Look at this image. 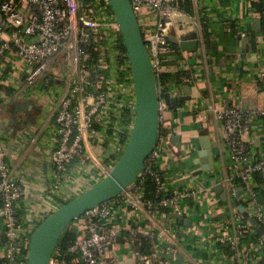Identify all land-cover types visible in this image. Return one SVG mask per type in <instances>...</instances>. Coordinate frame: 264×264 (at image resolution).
I'll return each mask as SVG.
<instances>
[{
	"label": "built area",
	"instance_id": "1",
	"mask_svg": "<svg viewBox=\"0 0 264 264\" xmlns=\"http://www.w3.org/2000/svg\"><path fill=\"white\" fill-rule=\"evenodd\" d=\"M130 1L157 77L158 138L136 183L71 225L78 237L68 252L76 264H117L110 252L121 245L130 251L135 264H152L154 259L171 264L175 246L167 243L153 226L159 216L169 211L181 215L180 203L190 197L187 192L166 195L170 177L163 172L168 158L179 167L197 151L189 141L181 152L174 145L168 120L171 106L164 96L169 93L181 97L184 86H177V93L171 89L166 93L160 77L165 74L166 59L174 53L171 35L182 7L188 2L198 6L200 0ZM198 15L190 19L199 47L195 53L183 52L184 58L178 62L180 71H188L190 57L209 67ZM122 46L119 25L108 0H1L0 127L3 107L28 103L36 106L41 114L38 129L33 132L36 137L30 130L31 141L35 145L38 137L50 136L51 172L37 195L42 214L31 216L23 205L29 189L14 173L8 160V142L0 131V264H28L30 241L38 223L104 179L122 157L134 128L136 104L133 73ZM198 77L184 78V84L192 85ZM258 78L264 84V69ZM208 113L214 115V126L230 163L229 175L218 183L224 185L228 201L213 202L211 211L214 216L229 217L219 224L221 252L232 264H264V235H259L234 206V200L239 199L264 228L262 192L256 179L257 175L264 177V158H255L254 143L245 139L260 126L264 130V112L222 105L212 107ZM148 176L158 187L159 202L144 199L143 181ZM240 189L244 194L238 197ZM127 214L144 222L145 227L133 226ZM37 216L42 218L37 221ZM139 236L155 239L153 257L137 252ZM51 264L70 263L57 248Z\"/></svg>",
	"mask_w": 264,
	"mask_h": 264
},
{
	"label": "crops",
	"instance_id": "2",
	"mask_svg": "<svg viewBox=\"0 0 264 264\" xmlns=\"http://www.w3.org/2000/svg\"><path fill=\"white\" fill-rule=\"evenodd\" d=\"M254 1L257 0H200L198 6L188 2L182 7V13L176 20L177 26L172 31L171 42L184 52L176 41H180L184 35L196 33L190 16L197 19L199 13L202 25L206 22L208 25V49L204 26L203 35L210 59L209 67L206 68L196 57L187 58L190 65L188 72L191 76L199 77L190 85L191 99L177 108L171 106L168 120L173 137L181 139L180 142H174L180 152L188 141L195 145L197 155L193 157L194 160L199 158L203 149L202 138L206 135L210 137L215 169L208 172L201 166L189 169L184 165L185 160L177 167V163L169 158L167 160L163 173L170 177V185L166 195L176 192L190 194L187 200L180 203L183 213L179 219H175L173 216L176 214L169 211L159 216L153 226L156 233H161L167 243L175 246V257L170 259L171 264H232L221 252L217 240L220 235L219 224L228 221L229 217L226 214L214 216L211 212L213 202L223 204L214 188L222 177L229 175L230 163L226 146L220 141V132L214 126V115L208 111L212 107L228 105L246 111L264 112V84L258 78V73L264 69V34L258 28L260 15L253 10ZM233 26L237 31L236 38L232 37ZM252 39L255 41L254 46ZM178 65L176 57L170 55L165 62V74L182 72ZM171 91L177 93V86H172ZM21 106L3 107L0 131L8 142L11 167L17 178L29 189L23 199L25 212L40 215L41 204L37 195L50 177L51 140L46 134L38 137V142L33 145L31 140L25 138L31 133L30 130L32 137H36L33 132L38 129L40 119L32 111H17ZM245 139L254 143L253 156L264 158V130H261V126L256 133L245 135ZM261 178L264 177L261 175ZM259 185L263 193L264 185ZM41 218L37 216L36 220ZM129 221L133 226L145 227V223L134 219L132 214L129 215ZM2 240L0 234V242ZM129 252L121 245L110 253L117 258V264H135Z\"/></svg>",
	"mask_w": 264,
	"mask_h": 264
},
{
	"label": "water",
	"instance_id": "3",
	"mask_svg": "<svg viewBox=\"0 0 264 264\" xmlns=\"http://www.w3.org/2000/svg\"><path fill=\"white\" fill-rule=\"evenodd\" d=\"M119 25L123 46L127 53L133 73L136 91L135 122L129 142L122 157L111 172L100 182L63 204L59 209L45 218L35 229L29 247L28 264H51L59 242L64 233L81 219L87 212L102 204L116 199L127 192L145 170V164L156 145L160 127V96L157 77L155 75L149 52L143 39L142 27L139 23L130 0H108ZM1 2V0H0ZM261 29V21L257 22ZM184 52L195 53L198 50V35L190 33L176 41ZM191 87H184V95L178 98L165 94L164 99L169 106L183 103L191 99ZM3 102L0 100V104ZM33 105H22L17 111H32ZM180 137H174L173 142H180ZM203 149L199 158H189L184 165L192 169L201 166L205 172L215 169L210 137L202 138ZM181 148V145L178 146ZM222 202L227 203V194L223 184L214 188ZM244 194L238 191V197ZM264 203V198L260 197ZM234 206L259 235H264V228L251 216L239 199L234 200ZM179 219V215L173 216ZM3 236V231H1ZM118 241L122 243V238ZM175 255L171 254L170 259Z\"/></svg>",
	"mask_w": 264,
	"mask_h": 264
},
{
	"label": "trees",
	"instance_id": "4",
	"mask_svg": "<svg viewBox=\"0 0 264 264\" xmlns=\"http://www.w3.org/2000/svg\"><path fill=\"white\" fill-rule=\"evenodd\" d=\"M253 10H254V12H256L260 15L261 33L264 34V0L254 1L253 2ZM203 26H204L205 36L207 39V45H208L207 49H208V47L210 45V41H209L210 35L208 33L207 22ZM232 29H233L232 37L236 38L237 37V31L235 29V26H233ZM251 42H252V46H254L255 45L254 39H252ZM172 47L174 49V53L172 56L176 57L177 62H179L180 60L183 59V56H182L183 52L180 50V48L178 46H175L173 43H172ZM122 50H123L124 54H126L125 48L123 46H122ZM125 59H127V56L125 57ZM190 76H191V74L188 71H182V72H178V73H167V74H163L160 77V82L162 84V87L164 88V92L167 93L169 91V89L172 88V86H179V85H182L184 87L190 86V85H185L184 81H183L184 78H189ZM181 104L182 103H178L176 105H172V107L177 108ZM15 107H18V105H14V108ZM256 179H257V182L259 184L264 185V178H261V175H257ZM143 183H144V199L147 201L159 202L160 201V194L158 193V187H157L156 183L154 182L153 178L148 176L144 179ZM262 194L264 197V191ZM0 205H2L1 202H0ZM47 217H45V218H47ZM43 220H41L38 223V225ZM77 237H78V232L75 229L69 228L64 233V235L61 238L59 245H58V250L61 252L63 259H66L70 264H76L74 262L75 257H73V255H71L68 252V250L75 244ZM154 241H155V239L153 237L139 236L137 241H136L135 248H136L137 252L140 253L141 255L153 257L154 251H155L154 250ZM152 264H160V263H159L158 259H154Z\"/></svg>",
	"mask_w": 264,
	"mask_h": 264
},
{
	"label": "flooded vegetation",
	"instance_id": "5",
	"mask_svg": "<svg viewBox=\"0 0 264 264\" xmlns=\"http://www.w3.org/2000/svg\"><path fill=\"white\" fill-rule=\"evenodd\" d=\"M32 112L36 115V118L38 117H40V110L35 106V107H33V109H32ZM33 114V115H34Z\"/></svg>",
	"mask_w": 264,
	"mask_h": 264
},
{
	"label": "rangeland",
	"instance_id": "6",
	"mask_svg": "<svg viewBox=\"0 0 264 264\" xmlns=\"http://www.w3.org/2000/svg\"><path fill=\"white\" fill-rule=\"evenodd\" d=\"M2 113H3V111H2ZM31 134H29V135H27L25 138H27V139H29V140H31ZM83 189H85V187H82V189L81 190H83ZM84 192H85V190H84ZM82 194V193H81Z\"/></svg>",
	"mask_w": 264,
	"mask_h": 264
}]
</instances>
